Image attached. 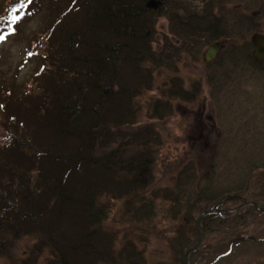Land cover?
Wrapping results in <instances>:
<instances>
[{"label":"trees","instance_id":"16d2710c","mask_svg":"<svg viewBox=\"0 0 264 264\" xmlns=\"http://www.w3.org/2000/svg\"><path fill=\"white\" fill-rule=\"evenodd\" d=\"M52 1H63L65 7L29 54V59L37 56L33 86L17 95L12 89L0 91V128L6 136L0 141V259L16 264H186L192 234L198 237L197 215L207 209L222 213L204 217L202 233L237 237L246 218L264 213L253 207L245 215L225 212L229 204L264 199V128L256 142L252 139L254 149H238L235 159L227 149L221 158L233 166L245 153L242 182L216 191L210 182L216 176L212 165L204 182L192 187L194 198L176 189V197H171L174 191L166 194L169 210L159 212L145 192L154 176L156 151L150 142L160 137L153 125L138 124L139 100L152 89L155 64L169 61L157 57L152 46L155 16H170L172 28L184 39L220 35L227 48H236L238 12L227 11L219 22L215 5L198 12L185 0H154L156 9L149 7L153 0ZM252 182L259 189L256 196ZM104 198L124 200L123 216L138 226H151L160 214L178 223L169 241L172 261L149 260L146 247L129 239L118 248L115 233L106 227L110 207ZM27 239L29 250L16 259L18 243ZM246 242L239 237L234 245ZM199 254H192V264H199ZM219 254L215 248L209 264H216Z\"/></svg>","mask_w":264,"mask_h":264},{"label":"rangeland","instance_id":"374dc122","mask_svg":"<svg viewBox=\"0 0 264 264\" xmlns=\"http://www.w3.org/2000/svg\"><path fill=\"white\" fill-rule=\"evenodd\" d=\"M52 2L37 0L27 11L19 12L18 23L11 25L8 21L13 14L8 11L12 8V1L0 0V36L5 37L0 41V91L8 94L12 89L17 95L24 87L34 83L37 56L29 59V54L48 34L52 18L61 14L65 7L63 1ZM185 2L186 7L192 5L198 12L206 11L210 4L215 5L214 13L219 22H224L227 11H236L239 26L233 39L236 48H224L214 62L208 63L205 61L207 50L214 43H223L227 39L219 38V34L213 39L207 35L184 39L172 28L174 23L170 16L166 17L165 13L155 16L152 46L157 57L163 60L168 57L169 61L155 64L158 68L152 74V89L139 100L142 114L138 125H153L160 137L157 142H150L151 150L156 151L152 169L154 176L145 192V197L154 203L155 211L159 212L169 210L171 204L166 202V194L174 191L170 194L174 198L176 189L186 191L191 199L194 198L192 187L197 188L204 182L203 177L212 165H216V176L210 182L216 191L218 187L225 189L229 182H242L244 176L240 174V167L245 153H241L242 158H237L233 166L229 165V160L226 165L221 158L227 149L231 155L234 154L233 159L238 149H254L257 144L252 139L256 142L264 128V60L253 61L250 43L254 33L264 35V0ZM5 137L0 128V141ZM178 181L180 186L177 188ZM249 187L251 194L256 196L255 191L259 189L255 182ZM102 201L110 207L106 227L115 233L118 248L129 239L146 247L149 260L172 261L169 241L174 237L178 223L163 219L160 214L151 226H138V222L123 216L124 200L104 198ZM255 201L259 205L257 211L264 212V199ZM242 204H229L228 209ZM242 211L245 215L249 208ZM246 222V225L241 223L237 237L206 234L198 249L201 252L199 264H209L208 258L215 248L222 253L216 264H264V213H256L252 218H246ZM239 237L247 242L237 247L234 244ZM197 240L193 233L190 246L195 245ZM31 244L28 239L19 242L16 259L23 251L29 250ZM0 264L16 263L0 259Z\"/></svg>","mask_w":264,"mask_h":264},{"label":"water","instance_id":"95a60500","mask_svg":"<svg viewBox=\"0 0 264 264\" xmlns=\"http://www.w3.org/2000/svg\"><path fill=\"white\" fill-rule=\"evenodd\" d=\"M251 40H252V43L254 45V52H253L254 58H256V59L264 58V37L256 34L252 37ZM219 51H220V45H214L209 50V52L206 54V56H205L206 61L210 62V61L214 60L217 57ZM251 204L254 206H258L257 203H251ZM211 213H212V211H206L199 217L198 222H197V228L199 227L200 220L204 216L211 214ZM202 239H203V236H202V234H200L198 243L186 253L185 259H186L187 264H190V255L193 251L197 250L200 247V245L202 243Z\"/></svg>","mask_w":264,"mask_h":264},{"label":"snow or ice","instance_id":"6c2138e0","mask_svg":"<svg viewBox=\"0 0 264 264\" xmlns=\"http://www.w3.org/2000/svg\"><path fill=\"white\" fill-rule=\"evenodd\" d=\"M27 3H31V0H27ZM23 7H24V4L22 3L21 8H23ZM18 13H19V9L14 8L12 19L8 21L9 24L15 25L16 23H18V20H17ZM14 31H15V29L13 27V29H12L13 34H14ZM4 39H5L4 36H0V41H3Z\"/></svg>","mask_w":264,"mask_h":264},{"label":"bare ground","instance_id":"6f19581e","mask_svg":"<svg viewBox=\"0 0 264 264\" xmlns=\"http://www.w3.org/2000/svg\"><path fill=\"white\" fill-rule=\"evenodd\" d=\"M251 207H253V208H255V209H256V208H258V207H259V205H258V206L251 205Z\"/></svg>","mask_w":264,"mask_h":264}]
</instances>
